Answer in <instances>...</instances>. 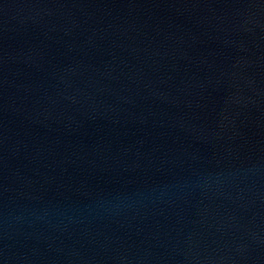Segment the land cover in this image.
<instances>
[{
	"label": "water",
	"instance_id": "obj_1",
	"mask_svg": "<svg viewBox=\"0 0 264 264\" xmlns=\"http://www.w3.org/2000/svg\"><path fill=\"white\" fill-rule=\"evenodd\" d=\"M0 264H264V0H0Z\"/></svg>",
	"mask_w": 264,
	"mask_h": 264
}]
</instances>
